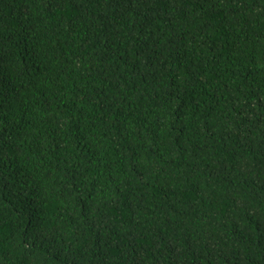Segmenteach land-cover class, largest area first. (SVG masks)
I'll return each mask as SVG.
<instances>
[{"label":"trees","instance_id":"trees-1","mask_svg":"<svg viewBox=\"0 0 264 264\" xmlns=\"http://www.w3.org/2000/svg\"><path fill=\"white\" fill-rule=\"evenodd\" d=\"M0 264H264V0H0Z\"/></svg>","mask_w":264,"mask_h":264}]
</instances>
